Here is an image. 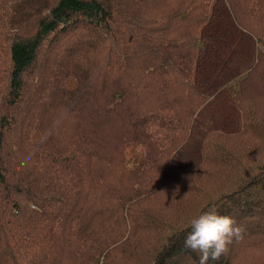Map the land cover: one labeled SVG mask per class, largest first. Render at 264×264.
Instances as JSON below:
<instances>
[{
    "label": "trees",
    "instance_id": "1",
    "mask_svg": "<svg viewBox=\"0 0 264 264\" xmlns=\"http://www.w3.org/2000/svg\"><path fill=\"white\" fill-rule=\"evenodd\" d=\"M213 206L264 264V0H0V264H199Z\"/></svg>",
    "mask_w": 264,
    "mask_h": 264
},
{
    "label": "clouds",
    "instance_id": "2",
    "mask_svg": "<svg viewBox=\"0 0 264 264\" xmlns=\"http://www.w3.org/2000/svg\"><path fill=\"white\" fill-rule=\"evenodd\" d=\"M189 226L191 230L185 236L184 246L198 254L199 264L219 260L233 240L242 235V228L235 220L219 214L214 206L194 217Z\"/></svg>",
    "mask_w": 264,
    "mask_h": 264
},
{
    "label": "rangeland",
    "instance_id": "3",
    "mask_svg": "<svg viewBox=\"0 0 264 264\" xmlns=\"http://www.w3.org/2000/svg\"><path fill=\"white\" fill-rule=\"evenodd\" d=\"M154 129H155V131L156 130H160V127L156 124ZM127 152H128V155H129L130 158H135L136 155H141L142 147L141 146H136L133 152H131V151H127Z\"/></svg>",
    "mask_w": 264,
    "mask_h": 264
}]
</instances>
